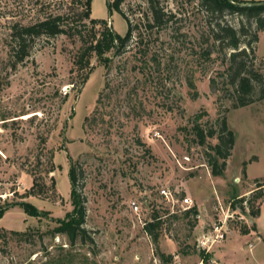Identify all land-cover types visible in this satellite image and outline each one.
<instances>
[{
  "label": "rangeland",
  "instance_id": "obj_1",
  "mask_svg": "<svg viewBox=\"0 0 264 264\" xmlns=\"http://www.w3.org/2000/svg\"><path fill=\"white\" fill-rule=\"evenodd\" d=\"M108 1L91 0L90 17L124 35L127 21L109 13ZM159 5L165 21L149 27L147 1L124 0L135 27L128 45L107 66L93 56L82 82L88 69L75 63L78 35L37 37L13 69L9 34L15 23L64 14L87 38L100 26L83 17L84 0H0V264H264V199L254 203L258 218L232 206L249 196L254 178H264V98L232 107L223 75L230 49L212 32L218 22L237 29L240 17L210 14L200 0ZM252 48L253 67L264 74V30ZM223 116L234 143L215 176L207 153L217 140L197 143L192 126L217 128ZM69 157L89 236L74 245L51 233L74 209ZM50 163L54 170L46 173ZM34 178L38 186L29 191ZM161 187L177 198L173 205L162 200ZM185 196L195 213L185 214ZM20 201L42 215L27 214ZM155 210L158 242L143 228ZM215 227L223 237L205 251L198 242ZM157 247L172 259H161Z\"/></svg>",
  "mask_w": 264,
  "mask_h": 264
},
{
  "label": "trees",
  "instance_id": "obj_2",
  "mask_svg": "<svg viewBox=\"0 0 264 264\" xmlns=\"http://www.w3.org/2000/svg\"><path fill=\"white\" fill-rule=\"evenodd\" d=\"M124 0H109L107 7L109 13L114 9L120 12L127 21V30L124 35H119L115 30L108 26V20L104 18H93L91 14V0H84L83 17L89 20L91 27L100 26L97 32L93 29L91 34L85 38L80 29L71 27L64 14H50L43 19H40L31 24H13L10 37V66L15 68L21 63L30 53V48L34 40L42 35L47 37H54L59 34H67L69 36L78 35L82 41L79 48L80 52L75 59L80 69L87 68L88 71L83 75L82 82L88 78V73L92 70L91 60L95 56L102 64L107 66L111 61L112 55L120 54L128 45L131 39L133 29L135 28L124 11L121 9V3ZM149 11L153 20V24L148 22V26L160 25L164 20L166 14L159 5V0H146ZM243 1V0H235ZM201 5L210 14H217L222 17L224 13H235L240 17L239 27L236 29L227 22L221 24L217 23V28L212 30L215 41L221 46L229 48V53L226 58V67L223 75L227 79V84L232 91V107L244 106L257 99L264 98V74L257 71L253 67V48L252 43L258 40V32L264 30V5L263 6H236L229 3L227 0H200ZM241 37L243 39H241ZM138 40L142 41L139 34ZM242 44V45H241ZM201 114H196L194 120L199 119ZM197 143L203 145L208 138H215V144H211L209 148L212 152H208V162L211 167L213 175H222L226 166V158L230 154V150L234 143V132L227 125L226 117L218 119L217 128L210 126L204 128L200 123L195 122L192 126ZM68 178L71 186V199L74 203L72 212L66 215V219H57V225L51 230L52 234H63L70 245L76 242L85 243L89 236L84 224L85 209L81 203V199L76 190V164L69 157ZM52 163L46 168V173L53 171ZM244 171V168H243ZM255 187L250 192L249 196L242 195L237 198V203L232 204L243 210L248 211L253 217L259 216L260 208L257 203L258 200L264 199V178H254ZM36 178L29 191H33L35 186H38ZM42 189V188H41ZM17 204L24 209V211L31 216H41L42 213L26 201L17 202ZM6 210L5 207H0V215ZM196 207H191L185 211V214L190 212L195 213ZM160 215L155 210L150 221L144 224V230L151 236L154 242H158V228L161 226ZM255 230V225H252ZM13 233H19L14 231ZM242 234L249 233L246 228H241ZM201 253L204 254L202 250ZM157 254L163 260H171L172 256H165L163 252L158 250ZM208 261L209 254H204Z\"/></svg>",
  "mask_w": 264,
  "mask_h": 264
},
{
  "label": "built area",
  "instance_id": "obj_3",
  "mask_svg": "<svg viewBox=\"0 0 264 264\" xmlns=\"http://www.w3.org/2000/svg\"><path fill=\"white\" fill-rule=\"evenodd\" d=\"M159 195L162 198V200L166 203H170L171 205H173L176 201L177 198H174L171 190L168 187H161L159 190ZM181 204H182V208L184 210H187L190 208V198L185 196L182 198L181 200ZM129 207L135 212L137 213L138 211V204L136 202V200H131L129 202ZM218 227H215L214 230V235H209V236H203L202 240H199L198 242V246L202 249H204L205 251H208L212 245L214 244L215 241H219L222 237H223V233H221Z\"/></svg>",
  "mask_w": 264,
  "mask_h": 264
},
{
  "label": "water",
  "instance_id": "obj_4",
  "mask_svg": "<svg viewBox=\"0 0 264 264\" xmlns=\"http://www.w3.org/2000/svg\"><path fill=\"white\" fill-rule=\"evenodd\" d=\"M229 3L234 4L236 6H263L264 0L259 1H235V0H227Z\"/></svg>",
  "mask_w": 264,
  "mask_h": 264
},
{
  "label": "crops",
  "instance_id": "obj_5",
  "mask_svg": "<svg viewBox=\"0 0 264 264\" xmlns=\"http://www.w3.org/2000/svg\"><path fill=\"white\" fill-rule=\"evenodd\" d=\"M243 1H248V0H243ZM260 212H261V209H260ZM259 216H260V214H259ZM259 216H257V218H258Z\"/></svg>",
  "mask_w": 264,
  "mask_h": 264
}]
</instances>
